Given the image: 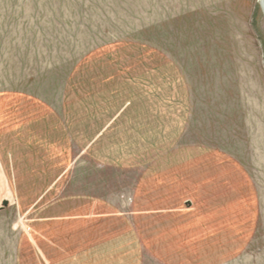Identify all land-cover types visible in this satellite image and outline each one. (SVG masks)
<instances>
[{"label": "crops", "instance_id": "obj_1", "mask_svg": "<svg viewBox=\"0 0 264 264\" xmlns=\"http://www.w3.org/2000/svg\"><path fill=\"white\" fill-rule=\"evenodd\" d=\"M91 69L85 87L79 72L45 95L0 89V264L226 263L227 174L201 171L205 159L195 170L179 150L178 68Z\"/></svg>", "mask_w": 264, "mask_h": 264}, {"label": "rangeland", "instance_id": "obj_2", "mask_svg": "<svg viewBox=\"0 0 264 264\" xmlns=\"http://www.w3.org/2000/svg\"><path fill=\"white\" fill-rule=\"evenodd\" d=\"M128 60L170 61L178 68L188 105L179 150L188 149L185 156L199 164L195 170L205 164L201 171L212 178L227 174L224 264H264L259 1L0 0V89L45 95L79 72L85 87L94 61ZM85 166L83 190L94 192V164Z\"/></svg>", "mask_w": 264, "mask_h": 264}, {"label": "bare ground", "instance_id": "obj_3", "mask_svg": "<svg viewBox=\"0 0 264 264\" xmlns=\"http://www.w3.org/2000/svg\"><path fill=\"white\" fill-rule=\"evenodd\" d=\"M262 10L264 11V0H258Z\"/></svg>", "mask_w": 264, "mask_h": 264}]
</instances>
